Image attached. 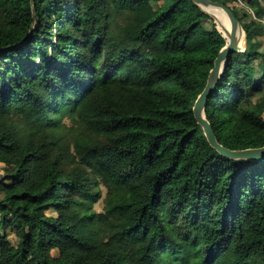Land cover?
<instances>
[{"label": "trees", "instance_id": "obj_1", "mask_svg": "<svg viewBox=\"0 0 264 264\" xmlns=\"http://www.w3.org/2000/svg\"><path fill=\"white\" fill-rule=\"evenodd\" d=\"M248 6L206 109L234 150L264 146ZM225 45L192 0H0V264H264V159L193 110Z\"/></svg>", "mask_w": 264, "mask_h": 264}, {"label": "water", "instance_id": "obj_2", "mask_svg": "<svg viewBox=\"0 0 264 264\" xmlns=\"http://www.w3.org/2000/svg\"><path fill=\"white\" fill-rule=\"evenodd\" d=\"M192 1L215 20L218 30L226 40V45L215 59L207 85L193 107L195 118L202 126L210 145L223 156L231 159L263 160L264 146L234 150L221 144L206 114L207 103L212 90L216 88L232 55L243 51V48H245V46L243 47L242 40L247 39V33L233 10L225 3L217 0ZM222 12L224 15H222ZM227 21H229V25Z\"/></svg>", "mask_w": 264, "mask_h": 264}, {"label": "rangeland", "instance_id": "obj_3", "mask_svg": "<svg viewBox=\"0 0 264 264\" xmlns=\"http://www.w3.org/2000/svg\"><path fill=\"white\" fill-rule=\"evenodd\" d=\"M221 1L225 2L229 6L233 7L235 9V11L238 13V15L244 14L245 12H251L252 13V10L248 6V0H221ZM125 20H126V16L123 15V16L118 17L117 22L118 23L119 22L124 23ZM213 22L216 23L214 19H213ZM210 25L211 24H209V22L204 24V26H206V27H210ZM246 42L248 43L247 39L242 40L243 47L245 46V48H243V51L238 52L235 56L237 58V60H239L241 63H245L247 61V55L246 54H250V53L254 52L253 50L250 49L251 46L248 48V44ZM255 48L259 49V53H264V37H261L260 41H258L257 43L254 44V50H255ZM263 58L264 57H262V55L259 54L254 60V65H258L259 61H262ZM4 174H5V166L2 163H0V177H3ZM105 195H106V189L104 187H102V198L95 205V209L99 212L103 211ZM2 232L6 233L8 235V238L10 240H12L13 242L17 241V237L15 235V232L12 231L10 228L9 229L8 228L3 229ZM52 255H59V251L57 249L52 250Z\"/></svg>", "mask_w": 264, "mask_h": 264}, {"label": "bare ground", "instance_id": "obj_4", "mask_svg": "<svg viewBox=\"0 0 264 264\" xmlns=\"http://www.w3.org/2000/svg\"><path fill=\"white\" fill-rule=\"evenodd\" d=\"M222 15H224V13L222 12ZM228 25H229V21H227Z\"/></svg>", "mask_w": 264, "mask_h": 264}]
</instances>
